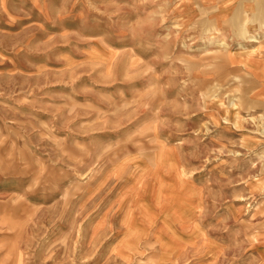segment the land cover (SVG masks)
I'll return each instance as SVG.
<instances>
[{"label": "rangeland", "instance_id": "374dc122", "mask_svg": "<svg viewBox=\"0 0 264 264\" xmlns=\"http://www.w3.org/2000/svg\"><path fill=\"white\" fill-rule=\"evenodd\" d=\"M215 3L0 0V264H264V53H203Z\"/></svg>", "mask_w": 264, "mask_h": 264}, {"label": "crops", "instance_id": "0c3cea01", "mask_svg": "<svg viewBox=\"0 0 264 264\" xmlns=\"http://www.w3.org/2000/svg\"><path fill=\"white\" fill-rule=\"evenodd\" d=\"M208 1L213 2V0ZM216 2L217 4L206 5L207 7L202 6V9H199L200 12L195 7L192 11L195 16L185 17L189 20L188 25L191 23L193 25L202 24V29H198H200L203 37L196 38V40H203V53L221 48L220 51L225 52L230 59L229 65L240 70L249 65L254 66L256 60L253 55L256 54V49L259 48L264 51L263 10L257 6L256 14H251V11L248 13L244 0L243 2L240 0H216ZM196 15L201 17L196 19L198 17ZM208 29L210 32L213 31L217 37L207 35ZM196 33L198 32L196 31ZM200 45L201 42H197L196 46ZM263 51L262 53H264ZM198 58L202 59L201 56Z\"/></svg>", "mask_w": 264, "mask_h": 264}]
</instances>
